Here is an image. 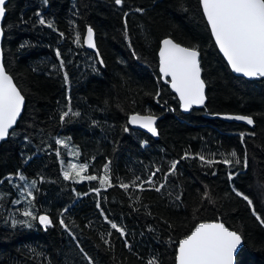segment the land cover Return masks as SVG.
<instances>
[{
    "label": "trees",
    "instance_id": "1",
    "mask_svg": "<svg viewBox=\"0 0 264 264\" xmlns=\"http://www.w3.org/2000/svg\"><path fill=\"white\" fill-rule=\"evenodd\" d=\"M87 27L96 53L84 46ZM2 30L3 65L25 102L0 142V264H88L85 253L95 264H175L180 239L205 220L242 235L236 264H264V227L235 195L244 192L264 217V79L230 72L199 0H7ZM165 37L199 51L203 108L182 113L161 80ZM69 107L79 115L62 122ZM135 112L161 116L157 139L129 126ZM213 113L254 123L204 116ZM68 146L69 158L97 180L64 179ZM173 162L177 169L166 175ZM105 175L111 187L100 184ZM150 177L152 184L142 183ZM25 210L48 215L52 225L25 226Z\"/></svg>",
    "mask_w": 264,
    "mask_h": 264
},
{
    "label": "snow or ice",
    "instance_id": "2",
    "mask_svg": "<svg viewBox=\"0 0 264 264\" xmlns=\"http://www.w3.org/2000/svg\"><path fill=\"white\" fill-rule=\"evenodd\" d=\"M122 2L123 0H115L118 6ZM200 4L215 43L231 66L232 71L241 73L245 77H264V0H200ZM4 5L5 0H0V18L5 15ZM136 11L142 12L143 10L136 9ZM40 23L45 24V21L41 19ZM48 26L51 27L50 24ZM92 38L93 30L88 28L85 42L90 48L95 47ZM133 54L135 55V53ZM199 56L200 53L196 48L182 47L168 38L162 41L159 51L160 73L164 77H171V88L178 94L185 111H188L193 105L204 103L205 84L201 79ZM57 57H60L59 52H57ZM100 63L102 65L103 61ZM61 66H63V61H61ZM23 103L24 97L14 84L13 78L6 72L5 67L0 65V140L10 135L9 130L16 123ZM70 114L79 115L78 112H73L69 107L67 111L62 112L61 121L64 122ZM226 118L246 121L249 125L254 123L251 117L245 115H230ZM155 120L156 117L152 115H133L129 123L138 124L139 127L147 129L155 136L157 134V129L154 126ZM62 143L64 142L57 140V144ZM231 157H236V153H231ZM199 159L205 164L215 162L209 161L203 156H200ZM223 162L230 164L233 161L225 159ZM234 162L241 163L240 160ZM243 166L245 169L248 166L246 158L243 160ZM87 167L84 164L77 169L76 165H71L75 176L79 177L76 182L83 179L89 181L98 179L95 175L86 177L81 175L87 170ZM104 168L105 173H107L108 165H105ZM176 169L177 162H173L166 175H170ZM156 171L159 172L160 169ZM155 175V172L152 173V176ZM63 176L65 180L73 178L68 171H65ZM229 179H232L231 174ZM99 182L102 186L108 184L111 187L107 175L99 177ZM142 183L152 184L153 180L150 177ZM121 187L128 190L130 185L122 183ZM140 187L143 190L142 185ZM164 187V184H160L154 190L160 192ZM235 195L246 201L256 221L260 223L261 227H264V217L256 212L253 200L241 190H235ZM204 198L210 199L207 191L204 193ZM101 214L103 215V212ZM22 215L28 219L21 223L29 228L32 227V221L36 220L45 228L50 227L53 223L48 215L37 216L29 210L23 211ZM60 225L65 231L69 230L63 219L60 220ZM111 227L121 236H124V230L115 223H112ZM241 245L242 235L234 230H229L223 223H200L189 236L179 241L176 262L177 264H234V254L237 253ZM84 258L88 264H95L94 260L86 253ZM148 264H158V260L156 258L150 259Z\"/></svg>",
    "mask_w": 264,
    "mask_h": 264
},
{
    "label": "water",
    "instance_id": "3",
    "mask_svg": "<svg viewBox=\"0 0 264 264\" xmlns=\"http://www.w3.org/2000/svg\"><path fill=\"white\" fill-rule=\"evenodd\" d=\"M6 3H7V0H5V5H6ZM199 3H200V0H199ZM5 5H4V7H5ZM200 7H201V4H200ZM201 10H202V7H201ZM202 13H203V11H202ZM5 16V15H4ZM204 16V15H203ZM205 18V17H204ZM3 19H4V17L3 18H0V65H3V54H2V39H3V30H2V22H3ZM205 20H206V18H205ZM207 23V22H206ZM209 27V26H208ZM88 28H90V27H87L86 28V30H85V33H84V37H83V42H84V46H85V48L87 49V50H89V51H91V52H93V53H96L97 52V48H96V43H95V36H94V31H93V38H92V42H93V44L95 45V47H93V48H90V47H88V45H87V43L85 42L86 40H87V30H88ZM209 30H210V27H209ZM210 33H211V30H210ZM211 36H212V34H211ZM166 38H168V39H172V38H170V37H165V38H163L161 41H160V45H159V48H158V52H157V55H158V71H159V74H160V77H161V80L163 81V82H166L167 84H168V86H169V88H170V90L173 92V94L176 96V98H177V100H178V102H179V109H180V111L182 112V113H188L192 108H196V109H201V108H203V106L205 105V103H206V100H207V97H206V84H205V82H204V84H205V87H204V96H205V99H204V103L202 104V105H193L191 108H189V110L188 111H185L184 110V108L182 107V104H181V101H180V98H179V96H178V94L175 92V91H173V89L171 88V83H170V81H171V77H164L161 73H160V70H159V62H160V57H159V51H160V48H161V46H162V41L164 40V39H166ZM212 39H213V42H214V44H215V46H216V48H217V50H218V52H219V54H220V56L222 57V59L224 60V62L226 63V65H227V67L229 68V70H230V72L233 74V75H235V76H240V77H244V78H246V79H257V78H262V79H264V77H245L243 74H241V73H235V72H233L232 71V69H231V66L227 63V60H226V58L224 57V55H223V53L219 50V47L216 45V43H215V39H214V37L212 36ZM173 40V39H172ZM173 42H175V43H178V42H176V41H174L173 40ZM180 46H182V47H186V46H184V45H182V44H180V43H178ZM4 66V65H3ZM201 79L203 80V78H202V71H201ZM204 81V80H203ZM14 82V81H13ZM15 84V83H14ZM16 85V84H15ZM18 88V87H17ZM19 90V89H18ZM20 91V90H19ZM25 102V101H24ZM23 106H24V103H23V105L21 106V113H22V110H23ZM21 113H20V115H21ZM20 115L17 117V120L19 119V117H20ZM133 115H152V114H141V113H131L130 115H129V117H128V123H129V120H130V118H131V116H133ZM230 115H243V114H233V113H213V114H204V116L206 117V118H216V119H220V120H223V121H226V122H237V123H242V124H245V125H247L248 127H252L253 126V124L252 125H249L246 121H238V120H232V119H227L226 117H228V116H230ZM152 116H155L156 117V120H155V124H154V126L156 127V122H157V120L161 117V116H156V115H152ZM245 116H248V115H245ZM250 117V116H249ZM17 122V121H16ZM15 125H16V123L13 125V127L12 128H14L15 127ZM129 126L131 127V128H133V129H137V130H140V131H142V132H144V133H146V134H148L149 136H151L152 138H154V139H157L158 138V130H157V134L154 136V135H152V133L151 132H149V131H147V129H145V128H141V127H139V125L138 124H131V123H129ZM156 129H157V127H156ZM11 130V129H10ZM9 130V131H10ZM7 137H5V139H6ZM5 139H3V140H5ZM2 140H0V142H1ZM200 223H223L222 221H220V220H205V221H200V222H198V223H196L195 225H194V227L192 228V230L185 236V237H183V238H181L180 240H182V239H185L187 236H189L190 234H191V232L195 229V227L198 225V224H200ZM224 224V223H223ZM225 225V224H224ZM226 226V225H225ZM227 227V226H226ZM229 230H233V229H231V228H229V227H227ZM235 231V230H234ZM238 233V232H237ZM239 234V233H238ZM242 246H243V239H242V245L238 248V251H237V253L236 254H234V264H236V257H237V255H238V253L240 252V250H241V248H242ZM178 247H179V243H178V246H177V248H176V255L178 254ZM176 255H175V264H177V262H176Z\"/></svg>",
    "mask_w": 264,
    "mask_h": 264
},
{
    "label": "rangeland",
    "instance_id": "4",
    "mask_svg": "<svg viewBox=\"0 0 264 264\" xmlns=\"http://www.w3.org/2000/svg\"><path fill=\"white\" fill-rule=\"evenodd\" d=\"M58 140H60V141H63L62 139H58ZM73 149L71 148H69V146L67 147V151H66V156H67V158H66V162L64 163V165H62V170H63V173L65 172V171H68V172H70L71 174H72V179H74V181L76 180H79V177H76L75 176V172L73 171V169L71 168V165H76L77 166V169L79 168V166L80 165H83L81 162H79L76 158H69V157H71L72 156V154H73ZM81 175L82 176H88L85 172H83V173H81ZM83 180H85V179H83ZM83 180H80V181H83Z\"/></svg>",
    "mask_w": 264,
    "mask_h": 264
}]
</instances>
